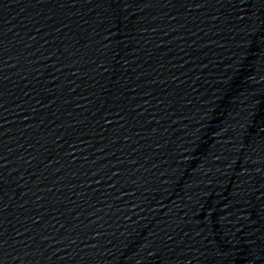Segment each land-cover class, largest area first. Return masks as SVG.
Returning a JSON list of instances; mask_svg holds the SVG:
<instances>
[{
  "label": "water",
  "instance_id": "water-1",
  "mask_svg": "<svg viewBox=\"0 0 264 264\" xmlns=\"http://www.w3.org/2000/svg\"><path fill=\"white\" fill-rule=\"evenodd\" d=\"M0 264H264V0H0Z\"/></svg>",
  "mask_w": 264,
  "mask_h": 264
}]
</instances>
